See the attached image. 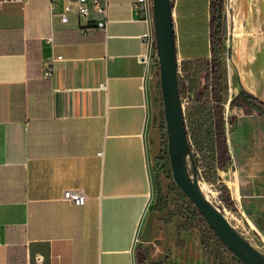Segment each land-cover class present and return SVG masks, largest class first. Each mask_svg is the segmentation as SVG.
Segmentation results:
<instances>
[{
	"label": "crops",
	"instance_id": "0c3cea01",
	"mask_svg": "<svg viewBox=\"0 0 264 264\" xmlns=\"http://www.w3.org/2000/svg\"><path fill=\"white\" fill-rule=\"evenodd\" d=\"M135 1L108 0L105 31L85 33L73 15L51 17L47 0L1 6L0 264H135L151 243L160 132ZM231 35L233 96L242 86L264 102V0H245ZM230 186L238 198L237 177ZM67 188L84 191L83 205L61 198ZM186 240L163 259L189 264Z\"/></svg>",
	"mask_w": 264,
	"mask_h": 264
},
{
	"label": "rangeland",
	"instance_id": "374dc122",
	"mask_svg": "<svg viewBox=\"0 0 264 264\" xmlns=\"http://www.w3.org/2000/svg\"><path fill=\"white\" fill-rule=\"evenodd\" d=\"M170 3L177 87L184 84L179 98L185 116V129L189 130L192 125L189 115L192 100L190 86L198 82L200 88L203 82L202 64L199 65L195 60L215 58L221 67L220 88L224 101L222 113L226 143L238 158L231 159L223 169H215L219 181L228 190L229 201L218 197L219 181L204 180L200 167L196 169L198 185L202 187L206 198L223 212L232 227L264 255V121L254 114L245 115L242 111L228 107L236 82L234 59L230 51L231 33L236 31L244 16L245 0H170ZM154 67L153 120L161 134L158 65ZM160 148L159 156L152 164V228L144 234L145 240L151 243L149 246L140 245L145 251L146 261L163 259L167 252H173V247L179 246L181 242L184 244L186 238H180L183 230L188 236L189 264H209L211 258L219 261L216 264H242L210 229L202 226L199 217L190 208V202L172 179L167 156L163 158L165 146L160 145ZM205 150L211 159L210 141L205 145ZM186 163L190 169L188 158ZM233 176L237 177L238 198L234 196L236 191L232 192V184L230 186ZM156 183L161 194L159 203L156 200Z\"/></svg>",
	"mask_w": 264,
	"mask_h": 264
},
{
	"label": "water",
	"instance_id": "95a60500",
	"mask_svg": "<svg viewBox=\"0 0 264 264\" xmlns=\"http://www.w3.org/2000/svg\"><path fill=\"white\" fill-rule=\"evenodd\" d=\"M152 20L166 136L165 151L172 179L207 228L242 264H264V255L232 227L223 212L206 198L198 185L177 87L170 0H152ZM187 158L190 169L186 163Z\"/></svg>",
	"mask_w": 264,
	"mask_h": 264
},
{
	"label": "trees",
	"instance_id": "16d2710c",
	"mask_svg": "<svg viewBox=\"0 0 264 264\" xmlns=\"http://www.w3.org/2000/svg\"><path fill=\"white\" fill-rule=\"evenodd\" d=\"M227 49H229V47ZM195 61H197L199 65L202 64L204 75L200 88L198 87V82H195L190 86L192 100L190 102L191 113L189 115L192 120V125L189 130L185 129V134L188 138L190 156L195 168H201V174L204 180L216 182L219 181V178L215 173V169H223L230 161V153L227 148L225 129L223 126L224 116L222 110L224 101L220 88L221 67L215 58H200ZM183 89L184 84L182 83L178 88V93L180 94ZM228 107H237L246 115L254 114L257 117L264 119V102L259 100L242 86H240L237 93L229 99ZM162 118L163 115L160 113V145L165 146L166 136L164 121ZM184 120L185 116H183V122ZM184 128H186L185 124ZM208 141H210L212 148L211 159L205 152V145ZM165 154L166 151L164 148L163 158L166 157ZM218 187V197L224 201H229V194L225 185L219 181ZM156 195V200H158L159 203L161 194L157 183ZM189 206L193 213L199 217L202 226L205 227L206 225L203 219L199 216L193 205L189 203ZM158 209H160V206ZM134 257L135 264H170L166 259L146 261V254L141 246L135 248Z\"/></svg>",
	"mask_w": 264,
	"mask_h": 264
},
{
	"label": "built area",
	"instance_id": "2783aa9c",
	"mask_svg": "<svg viewBox=\"0 0 264 264\" xmlns=\"http://www.w3.org/2000/svg\"><path fill=\"white\" fill-rule=\"evenodd\" d=\"M14 2H25V0H0V8L3 4ZM47 2L50 16L56 17L59 22L67 23L69 16L73 15L77 20L76 22H79L78 27L81 33L92 29L105 31L108 0H47ZM133 6L140 12L141 19L150 26L149 30L141 36L146 50L138 56L139 62L148 69L151 66L158 65L154 42L152 0H136ZM92 14H96L97 17L91 18ZM48 39L50 41L51 38ZM51 74L52 67L46 66L43 76L49 78ZM61 198L74 206H81L86 199V195L80 188H67L62 190Z\"/></svg>",
	"mask_w": 264,
	"mask_h": 264
},
{
	"label": "bare ground",
	"instance_id": "6f19581e",
	"mask_svg": "<svg viewBox=\"0 0 264 264\" xmlns=\"http://www.w3.org/2000/svg\"><path fill=\"white\" fill-rule=\"evenodd\" d=\"M201 191H202V187H200ZM204 194V193H203Z\"/></svg>",
	"mask_w": 264,
	"mask_h": 264
}]
</instances>
